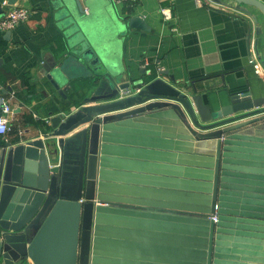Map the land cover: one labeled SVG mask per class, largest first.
Listing matches in <instances>:
<instances>
[{"label": "water", "instance_id": "1", "mask_svg": "<svg viewBox=\"0 0 264 264\" xmlns=\"http://www.w3.org/2000/svg\"><path fill=\"white\" fill-rule=\"evenodd\" d=\"M233 1L264 14V0ZM53 4L70 56L49 78L59 87L72 61L101 90L49 118L39 137L0 147L5 262L264 264L261 90L227 83L206 101L196 84L165 79L166 70L136 78L122 54L129 27L149 29L140 17L123 21L112 0ZM139 154L180 164L125 157ZM155 165L175 176L155 182L135 171Z\"/></svg>", "mask_w": 264, "mask_h": 264}, {"label": "crops", "instance_id": "2", "mask_svg": "<svg viewBox=\"0 0 264 264\" xmlns=\"http://www.w3.org/2000/svg\"><path fill=\"white\" fill-rule=\"evenodd\" d=\"M4 1L0 0V6ZM7 1L4 9L0 7L1 14L20 5L28 8L30 15L15 28L0 30V112L3 101L13 106L11 129L0 133V147L39 137L51 128L49 118L70 112L84 102V97L101 90L93 82L94 75L72 61H68L69 78L61 79L59 87L49 78L51 71L66 62L70 49L69 36L56 16L54 0ZM112 3L123 21L138 16L140 23L149 27H129L124 35L122 58L127 73L141 78L166 70L165 79L171 81L173 75L177 85L196 84L206 101V93L218 92L227 83L249 87L256 95H264V74H258L250 60L256 53L264 55V14L257 8L248 7L253 14L248 13L233 0H112ZM163 8L172 11V19H164ZM215 101L221 102L219 98ZM148 113L149 110L143 114ZM254 127L264 131V127ZM258 135L264 138V133ZM125 157L180 164L172 160L173 156L171 161L141 154ZM161 168L155 165L151 172L135 171L151 175L148 179L155 182L163 181V175L175 176L161 173ZM127 182L131 181L123 183ZM1 239L0 234V243ZM0 264H7L1 253Z\"/></svg>", "mask_w": 264, "mask_h": 264}, {"label": "built area", "instance_id": "3", "mask_svg": "<svg viewBox=\"0 0 264 264\" xmlns=\"http://www.w3.org/2000/svg\"><path fill=\"white\" fill-rule=\"evenodd\" d=\"M7 5H8V1L5 0L0 7L4 9V7ZM4 11L5 12L3 14L0 13V30L3 31L15 28L18 23L27 19L30 15V10L20 5H15L14 7L8 8ZM162 13L165 20L172 19V11L170 9L163 8ZM251 61L253 63L255 71L258 74H264V67L259 58V55L256 54ZM12 111H13L12 104L8 101H3L1 105V114H0V133H6L11 129L9 121ZM211 217L217 219L216 214H214ZM16 264H34V263L30 258L27 257L18 260Z\"/></svg>", "mask_w": 264, "mask_h": 264}]
</instances>
